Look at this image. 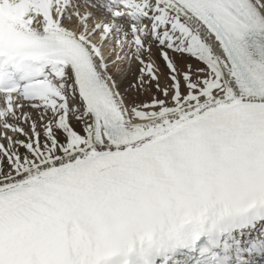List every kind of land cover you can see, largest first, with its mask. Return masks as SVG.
Masks as SVG:
<instances>
[{
	"label": "snow or ice",
	"instance_id": "obj_1",
	"mask_svg": "<svg viewBox=\"0 0 264 264\" xmlns=\"http://www.w3.org/2000/svg\"><path fill=\"white\" fill-rule=\"evenodd\" d=\"M0 264H264V0H0Z\"/></svg>",
	"mask_w": 264,
	"mask_h": 264
}]
</instances>
